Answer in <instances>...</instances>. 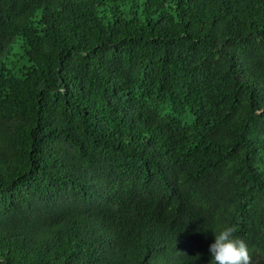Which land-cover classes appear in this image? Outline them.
<instances>
[{
    "label": "trees",
    "instance_id": "trees-1",
    "mask_svg": "<svg viewBox=\"0 0 264 264\" xmlns=\"http://www.w3.org/2000/svg\"><path fill=\"white\" fill-rule=\"evenodd\" d=\"M264 264V0H0V264Z\"/></svg>",
    "mask_w": 264,
    "mask_h": 264
},
{
    "label": "clouds",
    "instance_id": "clouds-1",
    "mask_svg": "<svg viewBox=\"0 0 264 264\" xmlns=\"http://www.w3.org/2000/svg\"><path fill=\"white\" fill-rule=\"evenodd\" d=\"M215 240L209 247L210 264H251L247 243L236 235L235 226L212 229Z\"/></svg>",
    "mask_w": 264,
    "mask_h": 264
}]
</instances>
